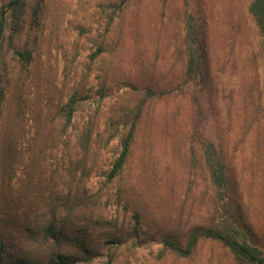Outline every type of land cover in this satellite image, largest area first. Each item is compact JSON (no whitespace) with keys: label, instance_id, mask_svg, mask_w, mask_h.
Instances as JSON below:
<instances>
[{"label":"rangeland","instance_id":"1","mask_svg":"<svg viewBox=\"0 0 264 264\" xmlns=\"http://www.w3.org/2000/svg\"><path fill=\"white\" fill-rule=\"evenodd\" d=\"M8 2L0 0L7 261L40 263L83 240L94 256L75 264H240L212 239L188 257L164 248L168 233L220 222L264 250V31L251 0H24L17 20ZM187 13L202 24L208 89L182 83ZM72 92L77 109L65 127ZM134 121L126 163L109 180ZM216 165L226 189L212 180ZM51 219L65 229L61 245L43 237Z\"/></svg>","mask_w":264,"mask_h":264},{"label":"trees","instance_id":"2","mask_svg":"<svg viewBox=\"0 0 264 264\" xmlns=\"http://www.w3.org/2000/svg\"><path fill=\"white\" fill-rule=\"evenodd\" d=\"M24 0H9L8 8L11 9V19L17 20L19 14L22 12ZM249 11L254 16L257 25L261 30L264 31V0H251L249 4ZM201 23L196 21L191 13H187L186 19V41H188V54L186 55V62L184 66V72L182 76V83H195L199 85L201 90L211 85V75L209 69V55L205 38L201 36ZM6 28V16L3 9L0 10V38ZM11 30L13 28H10ZM15 29V27H14ZM264 48V46H263ZM15 54L21 58L25 57V51L16 49ZM4 72L0 70V108L5 96L4 77L6 75V68L2 67ZM147 92L151 93L148 89ZM77 93L72 92L68 97L66 103L61 108V115L63 116V125L66 127L70 125L73 115L77 109ZM136 126L135 121L131 124L126 135L120 140V152L115 158L112 168L109 171L108 179L112 180L122 170L126 163L128 153L133 138L134 127ZM90 131L87 129L84 133L82 132L79 136V146L83 151V155L89 149ZM211 177L214 183L222 189L227 188V177L223 165H216L211 171ZM237 215L236 223L237 226L244 228L243 223L240 221ZM54 220H50L49 223L44 227L43 237L44 239H50L55 244L64 242L65 229L61 227H55ZM230 225H226L223 222L214 223L210 225H198L189 228L183 235L177 237L176 234L168 233L164 236L162 242L164 248L170 250L178 257L190 256L200 239H212L222 243V245L230 250L239 260L240 264H264V250L259 248L257 245L252 244L245 238H238L235 232L230 228ZM76 245V244H75ZM83 240H80L76 245V249L69 254L65 252H55L52 250L40 263L36 264H75L77 262L90 261L94 254L83 248ZM4 243L0 242V264H14L12 260L7 261L4 257ZM31 260V259H30ZM18 260L19 264H29V261ZM106 264H110L108 261Z\"/></svg>","mask_w":264,"mask_h":264}]
</instances>
